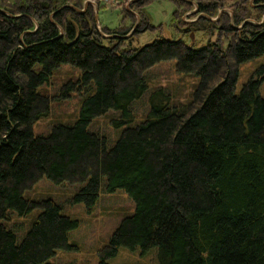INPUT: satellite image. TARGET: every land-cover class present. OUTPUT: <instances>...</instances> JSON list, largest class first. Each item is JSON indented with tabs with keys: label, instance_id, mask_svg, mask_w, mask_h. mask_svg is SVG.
Wrapping results in <instances>:
<instances>
[{
	"label": "trees",
	"instance_id": "16d2710c",
	"mask_svg": "<svg viewBox=\"0 0 264 264\" xmlns=\"http://www.w3.org/2000/svg\"><path fill=\"white\" fill-rule=\"evenodd\" d=\"M133 1L135 31L155 28L143 7L154 0ZM171 1L177 31L216 38L200 47L166 38L133 47L122 27L100 33L90 6L76 11L83 0H0V264H48L56 250L72 248L78 221L52 199L23 197L43 177L80 184L71 200L88 207L116 189L133 200V213L98 251L100 264L120 248L155 249L159 264H264V65L236 90L239 66L264 54V0ZM193 3L197 19L184 24ZM225 8L231 14L218 17ZM165 61L198 78L191 100L176 105L155 90L144 119L108 149L89 123L109 110L130 121L147 71ZM62 64L80 70L60 95L79 93V116L33 137L31 126L49 114L35 87ZM34 208L40 212L24 235L7 226L11 213Z\"/></svg>",
	"mask_w": 264,
	"mask_h": 264
},
{
	"label": "rangeland",
	"instance_id": "374dc122",
	"mask_svg": "<svg viewBox=\"0 0 264 264\" xmlns=\"http://www.w3.org/2000/svg\"><path fill=\"white\" fill-rule=\"evenodd\" d=\"M85 1L90 2L89 6L93 13L95 7L99 8V2L104 6L100 7L96 14L94 13L99 23L96 27L100 33H103L102 27L112 30L122 27L123 31H127L123 36L124 39L130 40V45L133 47L144 46L158 38L184 40L200 47L216 38V33L212 35L204 32L183 33L181 30L177 31L172 25L175 7L171 0H154L143 6L149 17V23L155 28L140 33L135 31L136 28L140 30L138 14L140 8L133 7L134 1L116 0L117 4L114 5H111L112 3L105 4L102 0H83V3ZM193 10L181 16L182 23L191 24L197 19L196 16H193ZM125 11L127 14L124 13ZM222 12L231 14L229 8H225L219 11L218 17ZM174 64V61H165L147 71L148 89L139 99L131 103V123L136 124L144 119L151 105L152 93L157 89L166 90L170 94L171 101L176 105L185 104L191 100V93L198 83V78L194 74L176 72ZM262 65H264V54L242 63L238 68L236 90L239 91L247 80L254 77L256 70ZM78 73V69L63 64L53 72L50 86L44 84L39 88V91L44 94L60 96L62 86L68 80H75ZM260 94L264 97V79L260 83ZM80 103V97L77 94H73L69 99L53 101L49 115L34 125V135H48L54 125L73 124L79 116ZM121 120L123 118L120 110H110L101 117L93 119L90 127L94 131L106 135L108 145L112 146L122 131V126L118 124ZM80 187L81 185L68 183L57 185L43 177L23 193L30 200L52 199L62 206L63 214L79 221V226L69 232L68 240L72 248L56 250L55 255L49 259L52 264H100L98 251L108 243L120 221L134 211L133 200L122 189H116L112 193L101 192L98 202L89 212L84 209L82 204L73 206L66 203V200L77 193ZM38 213L39 211L35 210L29 216H19L13 212L10 215V220L6 222L7 226H10L18 236H22ZM158 262L155 249L142 253L139 249L120 248L114 257L107 260V264H159Z\"/></svg>",
	"mask_w": 264,
	"mask_h": 264
},
{
	"label": "bare ground",
	"instance_id": "6f19581e",
	"mask_svg": "<svg viewBox=\"0 0 264 264\" xmlns=\"http://www.w3.org/2000/svg\"><path fill=\"white\" fill-rule=\"evenodd\" d=\"M201 15H203V14H201ZM205 17L209 20V21H212V22H214V21H216L217 20V18H212V17H210V16H207V15H205ZM96 18V17H95ZM262 21L264 22V15H263V17H262V19H261V21L259 22V23H262ZM94 23H95V26H97V24H99L98 22H97V19H96V21H94ZM233 25V24H232ZM60 32H61V35H62V29H60ZM104 36H107V35H105L104 34ZM27 46H23V48H26ZM63 65V64H62ZM64 65H66V64H64ZM67 65H69V64H67ZM78 76L80 75V70L78 69ZM52 76V75H51ZM51 76L46 80V81H44L42 84H40V85H37L36 87H35V93L36 94H38V93H40L41 95H43V96H45V97H47V99H48V104H49V112H50V106H51V104H52V102L53 101H56L57 99L58 100H65V99H69L70 98V96H72L73 94H77L78 96H79V93L78 92H71V91H68V92H65L63 95H64V97H60L58 94H44V93H42V92H40L39 91V88L42 86V85H44V84H47V85H49L50 86V79H51ZM254 78H256V76L254 75ZM148 79V81H149V78H147ZM251 79V78H250ZM259 79V78H258ZM262 79H264V78H262ZM262 79H261V81H262ZM68 81H70V80H68ZM67 81V82H68ZM71 81H74V80H71ZM149 83V82H148ZM61 90H62V88H61ZM62 93V92H61ZM61 95V94H60ZM130 105V104H129ZM130 108V107H129ZM128 109V108H127ZM110 111V110H109ZM130 111H131V115H132V110L130 109ZM108 112V111H107ZM107 112H105V113H107ZM104 113V114H105ZM103 114V115H104ZM49 115V114H48ZM102 116V115H101ZM101 116H98V117H101ZM129 118H130V115H129ZM38 122V121H37ZM37 122H35L32 126H31V133H32V135H33V137H37V136H35L34 135V132H33V128H34V125L37 123ZM140 122V121H139ZM138 122V123H139ZM91 123H92V121L89 123V125H88V127H87V130L88 131H90V132H92V133H94V134H97V135H99V136H104L105 138H107V140H108V137L106 136V135H104V134H101V133H99V132H97V131H94L90 126H91ZM118 124L120 125V126H122V129H125L127 126H135V124H133V123H131L129 120H127V119H123V120H121L120 122H118ZM137 124V123H136ZM64 125V124H63ZM55 126V125H54ZM53 127V126H52ZM51 127V128H52ZM108 149H111V147L110 146H108L107 147ZM46 179H48L47 177H45ZM50 181V180H49ZM65 183H67V182H65ZM61 184H63V183H61ZM68 184H72V185H80V184H77V183H68ZM34 185V184H33ZM32 185V186H33ZM57 185H59V184H57ZM30 189V188H29ZM26 190H28V189H25L24 191H23V193L26 191ZM23 197L27 200V201H30V199H28V198H26L24 195H23ZM72 197H69L67 200H66V203H69V204H71V205H76V204H82V206L84 207V209L87 211V212H89L95 205H96V203L98 202H96L94 205H92L91 207H88L83 201H81V202H76V203H73L72 202ZM90 208V209H89ZM35 210H38L39 212H40V210H39V208H34V209H31L30 211H28L27 213H26V215H30L33 211H35ZM25 216V215H24ZM37 216V215H36ZM71 219H73V220H76V221H78L77 219H75V218H73V217H71V216H69ZM36 218V217H35ZM35 218H34V220L31 222V224L35 221ZM22 222H23V220H22ZM24 222H26V220H24ZM78 224H77V227L79 226V221L77 222ZM24 224V223H23ZM30 224V225H31ZM25 225V224H24ZM76 227V228H77ZM21 229V228H20ZM136 250V249H135ZM140 250V249H139ZM119 251V250H118ZM141 251V250H140ZM142 252V251H141ZM145 252H147V251H145ZM145 252H142V253H145ZM56 253V252H55ZM55 255V254H54ZM53 255V256H54ZM52 256V257H53ZM50 259V258H49ZM49 259H48V261H47V263L48 264H52V263H50L49 262Z\"/></svg>",
	"mask_w": 264,
	"mask_h": 264
},
{
	"label": "crops",
	"instance_id": "0c3cea01",
	"mask_svg": "<svg viewBox=\"0 0 264 264\" xmlns=\"http://www.w3.org/2000/svg\"><path fill=\"white\" fill-rule=\"evenodd\" d=\"M86 2V1H85ZM88 2V1H87ZM86 2V3H87ZM89 4H90V2H89ZM89 5L87 4V6L85 7V4L83 5V9L85 8H87ZM99 8L98 7H95V9H94V13L96 14V12H97V10H98Z\"/></svg>",
	"mask_w": 264,
	"mask_h": 264
},
{
	"label": "water",
	"instance_id": "95a60500",
	"mask_svg": "<svg viewBox=\"0 0 264 264\" xmlns=\"http://www.w3.org/2000/svg\"><path fill=\"white\" fill-rule=\"evenodd\" d=\"M87 6V3H85V7ZM76 11H79V12H83L84 10H85V8L83 9V10H79V9H77V8H74ZM196 10V9H195ZM195 10L193 11V12H195ZM113 36H117V35H113ZM105 37H107V36H105Z\"/></svg>",
	"mask_w": 264,
	"mask_h": 264
},
{
	"label": "built area",
	"instance_id": "2783aa9c",
	"mask_svg": "<svg viewBox=\"0 0 264 264\" xmlns=\"http://www.w3.org/2000/svg\"><path fill=\"white\" fill-rule=\"evenodd\" d=\"M105 3H112L114 0H103Z\"/></svg>",
	"mask_w": 264,
	"mask_h": 264
}]
</instances>
